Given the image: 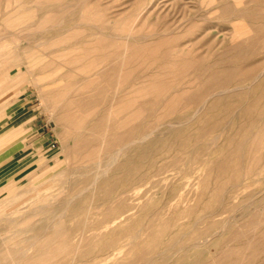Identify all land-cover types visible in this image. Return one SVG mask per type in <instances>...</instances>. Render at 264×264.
I'll list each match as a JSON object with an SVG mask.
<instances>
[{"label": "rangeland", "instance_id": "rangeland-1", "mask_svg": "<svg viewBox=\"0 0 264 264\" xmlns=\"http://www.w3.org/2000/svg\"><path fill=\"white\" fill-rule=\"evenodd\" d=\"M129 32L133 39L124 40ZM125 45L132 50L126 67L129 84L117 92L107 126L102 121L94 129L93 124L106 117L118 77L115 63ZM96 60L104 64L98 70ZM106 64L114 77L109 86L102 73ZM90 81L98 87L80 94ZM132 86L141 88L140 95L128 92ZM100 88L107 97L99 110L78 107L80 99L98 96ZM124 97L130 105L121 110L118 102ZM54 104L57 118L72 111L76 124L65 127L51 119L47 107ZM15 109L29 110L34 125L48 130L49 164L0 188V238L32 224L39 238L47 225L51 230L60 222L59 231L67 230L72 224L70 207L57 204L56 196L64 186L92 177L98 158L107 171L93 191L73 202L83 200L84 209L92 199L93 213L78 228L86 227L84 238L92 236L88 230L102 227L104 217L119 209L116 198L124 188L130 217L119 226L123 231L89 243L97 252L81 257L78 253L74 264L108 255L112 260L107 264H186L195 252L209 262L216 256L213 246L180 249L213 233L219 235L210 242L240 249L232 261L244 256L241 264H264V245L255 255L256 239L247 247L246 237L255 214L264 210V0H0V132L15 118ZM134 130L145 136L141 143L130 141L121 149L126 140L117 141L110 148L115 139ZM2 146L0 182L15 147ZM62 208V220L54 219ZM46 212L49 222L44 220ZM259 220L256 237L264 229V211ZM259 237L264 240V234ZM4 252L0 249V264ZM72 252L70 247L57 262L69 264Z\"/></svg>", "mask_w": 264, "mask_h": 264}, {"label": "bare ground", "instance_id": "bare-ground-1", "mask_svg": "<svg viewBox=\"0 0 264 264\" xmlns=\"http://www.w3.org/2000/svg\"><path fill=\"white\" fill-rule=\"evenodd\" d=\"M166 4V3H165ZM150 5V4H149ZM164 7V6H163ZM63 13V12H62ZM166 13V11H165ZM15 14V12H14ZM19 18H22V17H19ZM45 18V17H43ZM52 18V17H51ZM54 18V17H53ZM158 18V17H157ZM16 19V17H15ZM30 19V18H29ZM19 20V19H18ZM25 20V19H24ZM46 21V19H44ZM48 20V19H47ZM41 22V21H40ZM44 22V21H43ZM50 22V21H49ZM53 22V21H52ZM80 22V21H79ZM47 23V22H46ZM57 23V22H56ZM96 23V22H95ZM81 24V23H80ZM91 24V23H90ZM17 25V24H16ZM52 25V24H51ZM113 25V24H112ZM53 26V25H52ZM58 26V25H57ZM84 26V25H83ZM95 27V26H94ZM98 28V27H97ZM181 28V27H179ZM44 30V29H43ZM101 30V29H100ZM41 31V30H40ZM136 31V30H135ZM134 31V32H135ZM122 32V31H121ZM128 32V31H126ZM133 32V33H134ZM61 34V33H60ZM123 34V33H122ZM125 34V33H124ZM131 32L125 34V36H123L122 38L124 40H130V39H133L132 35H130ZM150 34V33H149ZM180 34V33H179ZM114 35V34H113ZM118 35V34H117ZM166 35V34H165ZM178 35V34H177ZM182 35V34H181ZM180 35V36H181ZM111 36V35H110ZM115 36V35H114ZM143 36V35H142ZM160 36V35H159ZM118 37V36H117ZM135 37V36H134ZM137 37V35H136ZM148 37V36H147ZM119 38V37H118ZM169 38V37H168ZM44 39V38H43ZM59 39V38H58ZM116 39V38H115ZM137 39V38H136ZM176 39V38H175ZM48 40V39H47ZM103 40V39H102ZM161 40V39H160ZM177 40V39H176ZM104 41V40H103ZM122 41V40H121ZM135 42V39L133 40ZM173 41V40H172ZM44 42V41H43ZM78 42V41H77ZM95 42V41H93ZM105 42V41H104ZM103 42V43H104ZM148 42V41H147ZM166 42V41H165ZM41 43V42H40ZM46 43V42H45ZM69 43V42H68ZM72 43V42H71ZM91 43V41H90ZM111 43V42H110ZM156 43V42H155ZM168 43V42H167ZM175 43V42H174ZM177 43V42H176ZM70 44V43H69ZM95 44V43H93ZM100 44V43H99ZM109 44V43H108ZM137 44V42H136ZM178 44V43H177ZM44 45V43H43ZM85 45V44H84ZM105 45V44H104ZM111 45V44H110ZM149 45V43L147 44ZM181 45V44H180ZM49 46V45H48ZM72 46V45H71ZM113 46V45H112ZM140 46V45H139ZM150 46V45H149ZM152 46V45H151ZM160 46V45H159ZM173 46V45H172ZM51 47V46H49ZM174 47V46H173ZM48 48V47H47ZM105 48H106V45H105ZM111 48V47H110ZM114 48V47H113ZM116 48V47H115ZM156 48V46H155ZM153 48V49H155ZM176 48V47H175ZM71 49V48H70ZM85 49V48H84ZM115 50V49H114ZM95 53H96V50H94ZM156 51V50H155ZM160 51V50H159ZM169 51V50H168ZM71 52V51H70ZM98 52V51H97ZM120 53L118 54V57H119V60L117 61V63H115V69L118 68V77L116 79V85H115V88L113 89V95L111 97V100L109 101L108 105H107V112H106V117L104 120H98L97 123L93 124V128H97L101 123L102 121H105L106 122V126H107V123L109 121L110 118H112V113L114 111V102L116 100V95H117V92L120 91L121 89V86L123 85V89L126 85L129 84V81H130V74L131 72L128 73L126 67L129 63V59L130 57L132 56V50L126 45L124 46L122 52L119 51ZM152 52V51H151ZM157 52V51H156ZM116 53V52H115ZM118 53V52H117ZM160 53V52H159ZM158 53V54H159ZM75 54V53H74ZM86 54V53H85ZM114 54V53H113ZM111 54V55H113ZM153 54V53H152ZM165 54V53H164ZM181 54V53H180ZM73 55V54H72ZM71 55V56H72ZM96 55V54H94ZM115 55V54H114ZM243 55V54H242ZM64 56V55H63ZM70 56V57H71ZM77 56V55H76ZM86 56V55H85ZM91 56V55H90ZM138 56V55H137ZM182 56V55H181ZM59 57V56H58ZM67 57V56H65ZM69 57V56H68ZM79 57V56H78ZM93 57V56H92ZM102 57V56H101ZM106 57L108 58L107 54H106ZM150 57V56H149ZM184 57V56H183ZM100 58V57H99ZM99 58H96L99 60ZM132 58V57H131ZM134 58V57H133ZM153 58V57H152ZM158 58V57H157ZM74 59V58H73ZM76 59V58H75ZM78 59V58H77ZM82 59H85L84 57L80 56L79 57V60L81 61ZM102 59H106L104 57H102ZM144 59V58H143ZM166 59V58H165ZM69 60H71V58H69ZM93 60V58H92ZM98 60H96V62H94V68L95 69H99V68H102V66L104 65L102 62H97ZM111 60V59H109ZM138 60V59H137ZM161 60V59H160ZM90 61V60H89ZM87 61V62H89ZM115 61V60H114ZM154 61V60H153ZM171 61V60H170ZM183 61V60H182ZM91 62V61H90ZM146 62H148L146 60ZM145 62V63H146ZM155 62V61H154ZM160 62V61H159ZM158 62V63H159ZM166 62V61H165ZM186 62V61H185ZM81 63V62H80ZM84 63V62H83ZM86 63V62H85ZM111 63H114V62H111ZM168 64V62H166ZM184 63V62H183ZM49 64V63H48ZM72 64V63H71ZM82 64V63H81ZM103 64V65H102ZM157 64V63H156ZM166 64V65H167ZM74 65V64H72ZM93 66V65H92ZM111 66V65H110ZM110 66H107L106 64V67L102 70L103 74H105L104 76L107 77V81L105 85H110L112 82H113V78H111L110 76V71L112 70V68H109ZM139 66V65H138ZM58 67V66H57ZM77 67V66H76ZM152 67V66H151ZM150 67V68H151ZM180 67V66H179ZM134 68V67H133ZM80 69V67H79ZM97 69V70H98ZM81 70V69H80ZM129 70V69H128ZM137 70V69H136ZM160 71V69H159ZM78 72V71H77ZM81 72V71H80ZM92 72V71H91ZM95 72V71H94ZM155 72V71H154ZM178 72V71H177ZM135 73V71H134ZM138 73V72H136ZM184 73V72H183ZM76 74V73H75ZM81 74V73H79ZM86 74V73H85ZM90 74V73H88ZM112 74V73H111ZM114 74V73H113ZM169 74V73H168ZM176 74V73H174ZM73 74H71L72 76ZM92 75V74H91ZM137 75V74H136ZM166 75V74H165ZM67 76H70V75H67ZM95 76V75H94ZM109 76V77H108ZM145 76V75H143ZM73 77V76H72ZM135 77V76H134ZM146 77V76H145ZM34 78V77H33ZM94 78V77H93ZM98 79V78H97ZM157 79V78H156ZM172 79V78H171ZM81 80V79H80ZM102 80V79H101ZM100 80V81H101ZM241 80V79H240ZM257 80V79H256ZM82 81V80H81ZM89 81V80H88ZM87 82V81H86ZM141 82V81H140ZM163 82V81H162ZM166 82V81H165ZM42 83V82H41ZM83 83V82H82ZM195 83V82H194ZM77 84V83H76ZM76 84L74 86H76ZM79 84V83H78ZM165 84V83H164ZM93 85H97V82L96 81H90L88 82L85 86L81 87L79 89V92L80 94L81 93H85L90 87H92ZM113 85V83H112ZM146 85V84H145ZM151 85V84H150ZM167 85V84H165ZM65 86V85H64ZM73 86V87H74ZM101 86V85H100ZM148 86V85H147ZM208 86V82H206L204 85H203V88H206ZM98 86H96L97 88ZM113 87V86H112ZM169 87V86H168ZM167 87V88H168ZM212 87V86H211ZM216 87V85H215ZM72 88V87H71ZM75 88V87H74ZM106 88V87H105ZM210 88V87H208ZM249 88V87H248ZM95 89V88H94ZM135 89V90H134ZM193 89V88H192ZM239 89V88H238ZM70 90V89H69ZM69 90L67 91L69 93ZM74 90V89H73ZM98 90V89H97ZM92 91V90H91ZM109 91V90H108ZM126 91V90H125ZM136 91L135 93L137 95H140L141 93V88L139 87H134L132 86L130 88V90L128 92H134ZM180 91V90H179ZM217 91V90H216ZM62 92V91H61ZM127 92V93H128ZM222 92V91H221ZM63 93V92H62ZM78 92H76L77 94ZM95 93V92H94ZM98 96L88 100V101H80L77 103L78 107L80 109H83V110H87L89 108H94V112H96V109H98V107L101 105V104H105V101H106V97H105V94H107V91L104 89V88H100L99 89V92H98ZM157 93V92H156ZM41 96V101L43 103V105L45 106V99L46 97L44 98L43 94H42V91L40 92ZM65 94V93H64ZM126 94V93H125ZM221 94V93H220ZM63 95V94H62ZM67 94H65L66 96ZM97 95V94H96ZM153 95V94H152ZM160 95V94H159ZM129 96V95H128ZM213 96V95H212ZM52 97V96H51ZM74 97V96H73ZM136 97V96H135ZM139 97V96H138ZM49 98V97H48ZM132 98V97H131ZM137 98V97H136ZM181 98L183 99V97L181 96ZM51 99V98H50ZM63 99V98H62ZM73 99V98H72ZM77 99V98H76ZM75 99V100H76ZM83 99V98H82ZM87 99V98H86ZM133 99V98H132ZM47 100V99H46ZM126 97L124 98H120L119 99V107L121 110H125L129 107L130 105V102H126ZM154 101V100H153ZM138 102V101H137ZM160 102V101H159ZM57 103V102H55ZM72 103V102H71ZM148 103V102H147ZM66 104V103H65ZM157 104V103H156ZM55 105V104H54ZM75 105V103H74ZM49 106V105H48ZM51 106V105H50ZM68 106V104L66 105ZM71 106V105H69ZM106 106V105H105ZM74 106H72L73 108ZM104 107V106H103ZM154 107V105H153ZM70 108V107H69ZM100 108V107H99ZM160 108V107H159ZM129 109V108H128ZM74 110V109H73ZM99 110V109H98ZM151 110V109H150ZM159 110V109H157ZM165 110V109H164ZM47 111L51 117V119H58L60 120V123L62 122L63 125H65L66 127V124H76V121H74V119L76 118L75 116V112L74 113H71V112H65V113H62L60 116H58V118L56 117V112L58 111V104L55 105V106H52L51 108L47 107ZM89 111V110H88ZM196 111V110H195ZM92 112V111H91ZM129 112V111H128ZM79 113V112H77ZM82 113V112H81ZM124 114V113H123ZM122 114V115H123ZM147 115V114H146ZM120 116V115H119ZM135 116V115H133ZM132 116V118H133ZM81 117V116H80ZM101 117V116H100ZM85 118V117H84ZM99 118V117H98ZM138 118V117H136ZM89 119V118H88ZM191 119V118H190ZM126 120V119H125ZM116 121V120H115ZM119 121V120H118ZM113 122V121H112ZM110 122V123H112ZM130 122V121H129ZM120 123V122H119ZM79 124V122L77 123ZM138 124V123H137ZM61 125V129H65L64 126ZM125 125V124H124ZM129 125V124H128ZM107 128V127H106ZM120 128V127H119ZM124 128V127H123ZM69 129V128H67ZM122 129V128H121ZM114 130V129H113ZM141 130V129H140ZM70 131V129H69ZM89 131V130H88ZM66 132V131H65ZM80 132V131H79ZM94 132V131H93ZM119 132V131H118ZM106 132L104 131L103 135L105 134ZM94 134V133H93ZM112 134V133H111ZM60 135V136H59ZM61 133L58 132V136L61 137ZM70 135V134H69ZM75 135V134H74ZM117 135V134H116ZM119 135V134H118ZM132 135H136V137H134V139H130L132 137ZM65 136V135H64ZM67 136V135H66ZM93 137V136H92ZM117 137V136H116ZM119 137V136H118ZM120 140L118 139H115V141H113V144L110 145V148L111 147H114L115 145L114 144H118L119 142H123L126 140L125 144L123 145V147L121 149L124 148V146L126 147L128 145V142L131 141V144H134V143H141L142 140H144L145 136H141L139 135V132H136V130H134V132H129V133H126V134H123L120 136ZM75 138V136H74ZM89 138V137H88ZM94 138V137H93ZM136 138V139H135ZM69 139V138H68ZM119 141V142H117ZM103 142V141H102ZM101 142V143H102ZM66 143V142H65ZM82 144V143H81ZM89 145V144H88ZM100 146V145H99ZM129 146V145H128ZM133 146V145H131ZM78 147V146H77ZM98 148V147H97ZM103 148V147H102ZM93 149V148H92ZM100 149V148H99ZM120 151V150H119ZM118 151V152H119ZM71 152V151H69ZM94 152V151H93ZM106 152V151H105ZM108 152V151H107ZM118 152L115 153V156L114 157H117L118 156ZM99 153V152H98ZM97 153V154H98ZM91 154V153H90ZM128 154V153H127ZM73 155V154H72ZM95 155V154H94ZM117 155V156H116ZM86 156V155H85ZM84 156V157H85ZM70 157V156H69ZM83 157V156H82ZM113 157V158H114ZM88 158V157H87ZM118 158V157H117ZM117 158H114L113 161L115 162V160H117ZM74 160V159H73ZM131 160V159H130ZM110 161V160H109ZM141 161V160H140ZM132 162V161H131ZM109 163V162H108ZM74 164V163H73ZM76 164V163H75ZM107 164V163H106ZM111 164V163H109ZM123 164V163H122ZM129 164V163H128ZM112 165V164H111ZM106 166H102L100 161L98 160V158H96L95 162H94V169L92 171V177L90 176V178L88 180H83L82 178L79 179V181L75 182L74 185L76 186H73V187H65L64 186V189L62 191H60V193L56 196V199H58V202L57 204H65L66 203V206L69 205L70 207V216H71V220H72V224L69 226V228L67 230H61L59 231V223L55 224L53 226V228L50 230L48 225H47V228L46 229V233L44 236L42 237H36L35 233V229L33 230V227L32 225L30 227H27V228H23L21 230H17V231H14V232H17L18 234H15L13 232V236H10V237H4V238H0V249L4 250V256H3V260H4V264H51V262L54 261L55 264H63L61 262H57V259L62 256H67L68 252H69V248L70 247H73V252H72V257H71V261L69 264H74L75 263V257L78 253H80V255L78 256H91L92 254H94L95 252H97L96 250V247H93V246H90V244H92V242L94 240H96L98 237H106V236H110V235H114L118 232H121L123 231V229L121 227H119L122 223L124 222H127L129 220V214H128V211H129V208L128 206L126 205V201H127V197H126V193L128 192L127 189H122L118 194L116 200L118 202V204L120 205L119 209H117L114 213L112 212L111 214L109 215H106V217H104V219L102 220L101 224H102V227H96V228H91L89 229L88 231H91L92 232V236L88 237V238H84V233L86 231V227L84 228H78L80 222H83V224H85L89 218H90V215H92V199L90 198L89 201H88V204L87 206L85 207L84 206V209H83V200L82 201H79L77 203H74L73 202L76 200V199H80V196L85 194L86 192L88 191H93L98 183V181L100 180V178L102 177V175L105 173V171H107L106 169ZM129 166V165H128ZM68 168V167H67ZM71 168V167H70ZM129 169V168H128ZM78 170V169H77ZM140 170V167H137V171H136V176L138 175V179H139V172ZM72 171V170H71ZM73 172V171H72ZM84 172V171H83ZM133 172V170H132ZM77 173V172H76ZM85 175V173H84ZM66 178V177H64ZM70 178V177H69ZM77 178V177H76ZM143 178V177H142ZM77 180V179H76ZM143 180V179H142ZM67 182V181H66ZM66 182H63L66 183ZM138 182V180L136 181V183ZM68 186H69V183H68ZM132 186V185H131ZM70 189L72 191H70ZM87 200V199H86ZM85 202V200H84ZM250 202V201H249ZM251 203V202H250ZM63 206V205H62ZM99 209V208H98ZM264 209V208H263ZM62 212L56 216H54V219H57V220H62V218L64 217V214H65V210H63V208L61 209ZM102 210V209H101ZM264 210H262L261 212H258L255 214V219L252 223L249 224V227H250V230L248 231L246 237H247V247L250 245V243L255 240L254 242V247H256V251H255V255L259 253V250L261 249V246L264 245V240H261L260 239V235L261 234H264V229L261 230V234L259 236H255V231L261 226V221L259 220L261 215H262V212ZM40 215H41V219H43V213L45 212H42V210H40L38 212ZM37 214H33V215H29V217L32 216L35 217L34 215H38ZM46 217H44V220H48L49 222V219H50V215L46 212ZM262 219V218H261ZM169 223V221H168ZM82 224V223H81ZM102 228V230H100ZM122 229V230H121ZM16 230V229H14ZM217 233V232H215ZM23 234H29V235H23ZM73 234V237L71 238V240H68V235H71ZM215 235H219V233L217 234H214L213 233V236ZM212 235L205 238V239H202L196 243H191L187 246H184L182 247L180 250H192L194 248L196 249H199V248H202V247H210V246H213L214 249H215V253L214 255H216L215 257L213 256L209 262H203V256L201 255V253H198V252H195L194 253V256L193 258H191L189 261L186 262V264H241L242 261H241V257H244V256H241L239 257L238 260L236 261H232L231 258L232 256L236 253L239 252L238 249H235V248H226V247H220L217 243L215 242H210L209 240H211V238L213 237ZM76 238V243L73 245V246H70L68 244V241H73L74 239ZM83 241V242H82ZM90 243V244H89ZM177 243V242H176ZM28 244V246L26 247V245ZM70 246V247H69ZM174 246V245H173ZM26 247V248H24ZM245 246V248L243 247V250H246L247 248ZM179 250V251H180ZM179 251H176L175 255L179 253ZM244 252V251H243ZM241 252V253H243ZM13 253H15L13 255ZM174 255V254H173ZM237 255V254H236ZM243 255V254H242ZM174 257V256H173ZM109 258V259H108ZM112 260L111 259V255H108L105 259L101 260V261H96V260H92L90 261L89 263L87 264H107L109 263V261ZM243 260V258H242ZM174 264H177V261L176 263Z\"/></svg>", "mask_w": 264, "mask_h": 264}, {"label": "crops", "instance_id": "crops-1", "mask_svg": "<svg viewBox=\"0 0 264 264\" xmlns=\"http://www.w3.org/2000/svg\"><path fill=\"white\" fill-rule=\"evenodd\" d=\"M21 111V109H15L11 115L15 118L6 122L4 124L6 128L0 132L3 146L9 144L15 146L4 163L0 188L25 179L40 165L44 167L49 164L46 157L50 148L48 130L45 131L43 125H34L32 121L35 117L33 119V114L29 113V110Z\"/></svg>", "mask_w": 264, "mask_h": 264}]
</instances>
